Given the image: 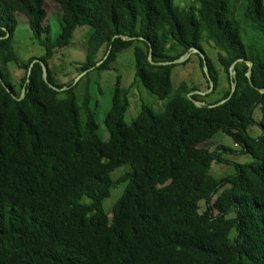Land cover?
<instances>
[{
  "label": "trees",
  "instance_id": "trees-1",
  "mask_svg": "<svg viewBox=\"0 0 264 264\" xmlns=\"http://www.w3.org/2000/svg\"><path fill=\"white\" fill-rule=\"evenodd\" d=\"M53 1L62 11L54 40L45 0H0V264H264V115L253 117L264 106V0H244V11L242 4L241 20L259 31L249 43L230 0H194L188 7L176 0ZM19 14L43 49L27 60L13 43ZM83 25L91 31L82 79L111 69L119 52L133 46L130 86L165 99L172 70L182 63L173 61L190 53L215 91L220 69L204 47L212 39L224 51L217 59L235 90L212 103L194 93L204 103L198 105L188 94L199 88L182 82L162 111L142 103L126 122L131 88L119 74L103 137L91 85L79 96L82 79L58 82L51 68L57 49ZM193 48L204 54L207 72ZM13 68L24 70L19 84ZM253 125L260 135L248 133ZM219 131L252 158L233 162L235 171L222 177L212 164L228 162L222 151L234 150L202 145Z\"/></svg>",
  "mask_w": 264,
  "mask_h": 264
},
{
  "label": "rangeland",
  "instance_id": "rangeland-1",
  "mask_svg": "<svg viewBox=\"0 0 264 264\" xmlns=\"http://www.w3.org/2000/svg\"><path fill=\"white\" fill-rule=\"evenodd\" d=\"M176 2L183 7H188L191 4L195 5L194 0H176ZM242 4L244 11V0H230L231 12L233 10V14L236 16L234 19L240 24V26H242L244 42H254V40L259 35V31H253L254 29L243 23L241 20ZM45 6L47 8L48 14V18L45 20L49 26L48 34L50 38L54 40L57 38L60 32V23L62 18L61 7L53 0H45ZM18 20L19 24L13 38L14 48L21 60H27L32 55L43 52V49L39 47L38 43L33 39L26 16L19 14ZM239 20L242 21V25ZM90 31L91 27L88 25L78 27L75 30L71 43L65 47L57 49L55 56L51 60V68L55 72L58 82L66 83L71 79H82L84 73H80L79 66L80 62L85 61L87 57L86 37ZM105 47L106 46H103L98 51L96 54L97 59L100 60L102 57H104ZM204 47L207 54L220 69L219 84L215 91L208 84L197 57H194L192 60L188 58L185 62H182L181 65H177L173 68L172 90L165 99H159L142 85H139L141 89L130 86L135 73V57L133 53V46H130L119 52L117 60L111 63V69L93 71L89 73L88 76H85L77 86V94L81 96L84 93L87 84L91 85V99L94 101V103L98 104L95 116L100 125V131L104 134L103 137H107L108 135V131L104 124V116L110 107L113 90L116 85L117 76L119 74L121 75L122 86H130L131 88V103L124 116L126 122H130L137 116L141 109L142 103L151 106L156 111H162L168 99L176 92L182 82H185L189 88H193L194 86L198 87L199 91L205 93L201 94L203 97H205L204 102L212 103L213 101L220 98L229 87L232 88L234 84H232V81L230 78H228L226 71L222 66H220L218 62L217 54L219 52H224L221 47L212 39L209 42H204ZM11 71L13 81L19 84V81L24 74V70L20 68H13ZM198 90H193L192 92ZM263 115L264 106L257 107L253 113V117L256 121H260ZM261 131L262 130L259 125H253L248 128V133L252 136L260 135ZM202 145L208 146L210 150L215 149L219 145H224L234 150V152H230L229 150L222 151V157L228 160V162L216 161L212 164L211 172L218 177H222L226 174L234 172L235 167L232 164L233 162H248L252 160L249 155L240 153V145L235 142L230 135L224 133L223 131H219L213 138H210ZM123 168H127V166ZM116 173H122V170H118ZM121 190L122 188L113 190L112 195L105 200L104 206L106 211L112 210V206L119 196Z\"/></svg>",
  "mask_w": 264,
  "mask_h": 264
},
{
  "label": "water",
  "instance_id": "water-1",
  "mask_svg": "<svg viewBox=\"0 0 264 264\" xmlns=\"http://www.w3.org/2000/svg\"><path fill=\"white\" fill-rule=\"evenodd\" d=\"M192 51H193V52H198V53H200V54L204 57V60H203V61H204V70L207 72V70H208V65H207V60H206L204 54H203L199 49H197V48H193ZM189 56H190V53H187V54H185V55H182L180 58L174 60L173 62H175V63H181V62L187 60V59L189 58ZM151 57H152V55H151V53H150V55H149L150 60H151ZM241 60H245V59H243V58L238 59V61H241ZM151 61H152V60H151ZM152 62H153V61H152ZM246 62H247V64L249 65V71H251V70H252V66H253V62H252V61H246ZM153 63H156V62H153ZM157 63H159V64H169V63H172V62H157ZM231 68H233V66H232ZM230 70H231V75L233 74V76H234V75H235V72L233 71V69H230ZM43 75H44V79H47V68H46V66H45L44 64H43ZM209 78H210V77H209ZM0 79L2 80L1 76H0ZM210 86H211V88L214 87V83H213V81L211 80V78H210ZM234 90H235V84L232 86V92H233ZM260 92H264V89H260ZM194 93H199V94H205V93H203V92H201V91L198 90V91H194V92L188 94L189 97H190V98H191L196 104H198V105L204 104L203 102L197 101V100H195L194 98H192V95H191V94H194ZM222 102H224V100L218 102V104H219V103H222Z\"/></svg>",
  "mask_w": 264,
  "mask_h": 264
},
{
  "label": "bare ground",
  "instance_id": "bare-ground-1",
  "mask_svg": "<svg viewBox=\"0 0 264 264\" xmlns=\"http://www.w3.org/2000/svg\"><path fill=\"white\" fill-rule=\"evenodd\" d=\"M191 56V55H190Z\"/></svg>",
  "mask_w": 264,
  "mask_h": 264
}]
</instances>
